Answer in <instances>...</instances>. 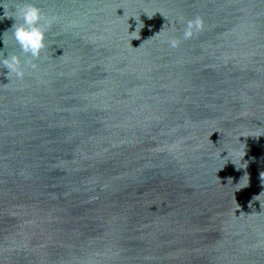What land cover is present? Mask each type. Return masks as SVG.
<instances>
[{
	"label": "water",
	"instance_id": "obj_1",
	"mask_svg": "<svg viewBox=\"0 0 264 264\" xmlns=\"http://www.w3.org/2000/svg\"><path fill=\"white\" fill-rule=\"evenodd\" d=\"M31 2L52 23L37 69H0V264H264V0Z\"/></svg>",
	"mask_w": 264,
	"mask_h": 264
},
{
	"label": "clouds",
	"instance_id": "obj_2",
	"mask_svg": "<svg viewBox=\"0 0 264 264\" xmlns=\"http://www.w3.org/2000/svg\"><path fill=\"white\" fill-rule=\"evenodd\" d=\"M0 6H2L4 9V13L2 16H0V20L5 18L14 19L11 29L6 31L3 35L5 48L8 46L5 35L6 33L11 32L12 38L15 40L16 44L19 45L20 53H22L24 57L22 59L21 55L18 53H10L7 56H5L3 53H0V69H7L8 71L6 74L10 79L13 77L22 79L25 75V69L27 67H31L33 70L38 68V64L34 63L33 60H38L41 57L43 50L48 46L47 27L52 23V21L51 19H46L42 9L37 4L31 2V0H19V3L11 10L5 6V0H0ZM148 17L151 18L152 16L148 15ZM181 23H183V18H181ZM138 26L135 31L130 33H136ZM203 29L204 21L201 17L188 20L184 27L183 39H191ZM139 38L140 30L139 35H134L132 40ZM168 44L170 47L176 48L180 44V39L171 38L168 40ZM245 155L246 152L241 154L239 165L234 159H231V154L229 151L228 155L225 157H229L228 161L231 160L236 165L237 169H246L248 162L244 160ZM245 177H247V183L243 184V186L239 187L237 190L248 186L249 176L245 174L242 179ZM261 180L264 181V173H261ZM261 195H264V193H261L254 199L259 200ZM261 206L264 207V203L261 202Z\"/></svg>",
	"mask_w": 264,
	"mask_h": 264
}]
</instances>
